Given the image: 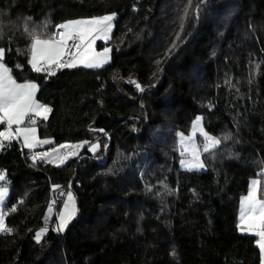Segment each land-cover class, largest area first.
<instances>
[{"label":"trees","instance_id":"16d2710c","mask_svg":"<svg viewBox=\"0 0 264 264\" xmlns=\"http://www.w3.org/2000/svg\"><path fill=\"white\" fill-rule=\"evenodd\" d=\"M188 4L0 0L4 63L17 81L37 82L36 99L51 109L38 135L98 145L55 166L33 160L44 148L3 141L13 232L0 235V264H260L256 235L238 230V209L252 178L264 197V0H191L181 28ZM113 12L110 39L94 46H110L105 65L49 75L28 64L25 18L48 38L58 24ZM197 115L222 141L202 154L203 171L180 167L175 140ZM67 189L77 215L64 232L54 218L37 243L47 205Z\"/></svg>","mask_w":264,"mask_h":264},{"label":"snow or ice","instance_id":"6c2138e0","mask_svg":"<svg viewBox=\"0 0 264 264\" xmlns=\"http://www.w3.org/2000/svg\"><path fill=\"white\" fill-rule=\"evenodd\" d=\"M191 7V0L185 7L184 16L181 17V28H183V20L189 13ZM199 6H197V9ZM117 14L115 12L96 16L90 19L71 20L65 23L56 25L58 33H53L49 38L43 39L40 35L39 28H33L31 26V17L25 18V31L31 36V48L30 58L28 64L35 72L45 71L49 75H53V69L57 68H75L78 64H82L86 68H99L107 62V55L109 49L105 48L100 56H96L92 50V44L97 39H107L109 33L112 30V21ZM46 28V24L41 26ZM58 35V39H57ZM180 34L177 33V39H180ZM79 40V44H76V54L72 56L70 60L65 62V47L68 41ZM172 46H176V41L172 42ZM171 53V49L167 54ZM5 49L0 48V123L6 124L7 127L0 131V147H3V141L11 140L13 136L23 137L25 147L32 148L37 141L36 128L21 127L26 122V118L30 115L40 116L47 119V114L51 109L44 104H41L36 99V93L39 85L34 81H25L18 83L12 76V70L4 63ZM160 61H157L159 64ZM22 70V66H18ZM138 89L143 91L139 84L136 85ZM202 117L197 115L192 121L193 129H199L206 141L204 146V152L214 151L222 143L221 139L209 135L204 132L201 127ZM35 123V121H32ZM13 126H15L13 132ZM102 131V130H101ZM177 136L180 137V143L184 147V151H191L192 161H181L182 166L188 168H203L204 164L201 160L200 151L198 148H191L193 143L192 137H184V134L177 132ZM225 140L230 139V135L226 134ZM42 143H49L48 140L42 141ZM86 143V142H85ZM75 145L73 147H79ZM67 147L61 145L60 148ZM98 145L93 144L89 149L95 152ZM75 152L61 153L56 148L50 150V152L37 153L33 157L35 161L38 157L45 159L48 162L53 160L59 161L61 164L68 158L69 155H74ZM183 154V153H182ZM6 182L5 172H0V184ZM258 181H252L250 190L246 198H242L241 201V216L240 220L244 225H238L241 231H255V235L259 237L257 245L260 248L262 254V264H264V200L258 198ZM54 188H58L59 185H54ZM9 192V188L0 186V206L5 202V198ZM22 202V201H21ZM16 205H13L11 211H16ZM51 211V206L49 208ZM77 207L72 193L69 191L68 199L65 201L64 210L61 211L57 217L58 224L54 229L57 232H63L69 225V222L77 215ZM7 213L0 210V232L12 233L13 229L8 228L5 225V217ZM47 231L46 228H41L36 232L34 239L37 243L40 242L42 235ZM175 255V252L172 253Z\"/></svg>","mask_w":264,"mask_h":264},{"label":"rangeland","instance_id":"374dc122","mask_svg":"<svg viewBox=\"0 0 264 264\" xmlns=\"http://www.w3.org/2000/svg\"><path fill=\"white\" fill-rule=\"evenodd\" d=\"M196 8H194V11L193 12H196ZM108 14H111V13H108ZM108 14H103V15H108ZM103 15H99V16H103ZM93 17H96V16H93ZM90 18H92V17H86V18H77V19H72V20H81V19H90ZM69 21H71V20H69ZM65 23V22H64ZM105 48H108V49H110V46H108V45H105V46H103L102 48H100V49H94L95 50V54H99V53H101L102 51H104V49ZM125 48H127V46L126 47H123L122 46V43L121 44H119V45H117L116 46V50H118V51H120V50H123V49H125ZM120 81V82H119ZM118 82L119 83H123V80L121 79V78H118ZM38 101V100H37ZM39 103H41V104H44V105H47V104H45V103H43V102H40V101H38ZM48 106V105H47ZM49 107V106H48ZM50 108V107H49ZM48 115H49V113L47 114V117H48ZM199 116H201V115H199ZM37 118H39L38 120H45L43 117H40V116H36ZM202 117V116H201ZM196 118V117H195ZM194 118V119H195ZM193 119V120H194ZM3 123H0V125H2ZM4 126H5V128L7 127V125L6 124H3ZM21 127H26V128H31V127H34V128H36V137H37V141H40V143L42 142V141H44V140H47V139H52V138H50V137H40L39 135H38V124L37 123H34V124H26V123H24V124H22L21 125ZM201 127L203 128V130H204V132H206V133H208L209 135H211L209 132H207L206 131V129L204 128V126H203V118H202V120H201ZM14 129H15V126H13V132H14ZM180 132V131H179ZM181 133H183V132H181ZM184 134V137L185 138H187V137H192L193 138V143L190 145V147L191 148H198L199 149V151H200V156H201V160H202V162H203V164H204V167L203 168H196V167H193V168H188V167H184V166H182V164H181V161L182 160H184V161H186V162H188V161H192L193 160V156H192V153H191V151H188V152H185L184 151V147L181 145V143H180V137H178L177 136V133H176V136H175V140H176V144H177V147H178V149H179V152H180V158H179V164H180V167L181 168H183V169H187V170H195V171H203V170H205L206 169V166H205V163H204V161H203V159H202V154L203 153H205L204 152V146H205V143H206V141H205V139H204V136H203V133L199 130V129H193V125H192V123H191V126H190V130H189V132L188 133H183ZM211 136H213V135H211ZM13 138H15V139H17L19 142H20V144L22 145V147H24L26 150H35V149H37L38 147V143H36L35 145H34V147L35 148H27V147H25V145H24V140H23V137L22 136H20V137H17V136H13ZM52 142H53V140H52ZM42 144V143H41ZM93 144H96L97 145V143L95 142V141H88V142H67V143H60V144H52V145H46L45 143H43V145H40V147H43L44 149L43 150H41V152L40 153H43V152H50V150L51 149H53V148H56L59 152H61V153H70V152H75V154L74 155H69L68 156V158L64 161V163H60L59 161H57V160H53L52 162H48V161H46L45 159H44V161L45 162H48V163H50V164H52V165H55V166H63L64 164H66L70 159H72V158H75V157H78L79 156V154L81 153V151L83 150V148L84 147H86L88 150L92 147V145ZM61 145H66L67 147H64V148H60V146ZM75 145H80L79 147H73V146H75ZM98 148V147H97ZM97 148H96V150H97ZM90 151V150H89ZM90 152H92L93 153V151H90ZM183 153V154H182ZM0 172H3L2 170H0ZM251 180V179H250ZM253 181H257V180H253ZM250 185H251V183L248 185V188H249V190H250ZM0 186H5V187H8L7 186V184H5V183H3V184H0ZM9 188V187H8ZM54 188V187H53ZM57 188H54V190H56ZM69 191L72 193V196H73V198H74V200H75V203H76V207H77V202H76V198H75V196H74V194H73V192L71 191V190H69V189H67V190H62V191H60V192H58V196H60L61 197V200L59 201V202H56L55 200L53 201L54 203H55V205L57 206V208L55 207V208H51V211H49V210H47L46 212H45V214H44V216H43V218H42V222H43V224H42V226L41 227H39V228H37L36 230H35V232H34V236H33V239H34V237H35V234H36V232L37 231H39L41 228H46L47 229V231H48V229H49V226L52 224V222H53V219L55 218V220H54V228H56V226H57V224H58V220H57V217L60 215V213H61V211H63L64 210V205H65V201H67V199H68V193H69ZM248 192L249 191H247V195H248ZM8 196H9V192H8V194H7V196H6V198H5V202H6V200L8 199ZM5 202H4V204H5ZM240 203V202H239ZM4 204L2 205V206H0V210H2L3 211V207H4ZM238 225H241V227H243L244 225L242 224V222H241V220H240V216H241V208H240V210L238 209ZM73 220V219H72ZM71 222V221H70ZM70 222H69V224H70ZM69 226V225H68ZM67 226V227H68ZM67 227L65 228V230L67 229ZM64 230V231H65ZM238 230H239V232H241V233H249V234H253V235H255V231L254 230H252V231H241L239 228H238ZM47 231L42 235V237H41V240H42V238H43V236L47 233ZM63 231V232H64ZM256 241L257 240H259V237L256 235ZM40 240V241H41ZM34 241H36L35 239H34ZM37 242V241H36ZM260 249V248H259ZM260 264H262V254H261V251H260Z\"/></svg>","mask_w":264,"mask_h":264},{"label":"built area","instance_id":"2783aa9c","mask_svg":"<svg viewBox=\"0 0 264 264\" xmlns=\"http://www.w3.org/2000/svg\"><path fill=\"white\" fill-rule=\"evenodd\" d=\"M58 31H62V30H57L56 26L54 27L53 33H58ZM58 35H57V39H58ZM79 40L76 41H68L67 45L65 47V57L64 60L65 62H67L68 60H70L72 58V56H74L76 54V44H79ZM56 69H53V71H55ZM40 73H48L45 71H41ZM38 118L35 115H30L28 118H26V124H34L32 121H35V123L37 122ZM31 156V154H30ZM55 208V203L53 202V200L47 205L46 207V211L49 210V208ZM6 234V232H0V235Z\"/></svg>","mask_w":264,"mask_h":264},{"label":"crops","instance_id":"0c3cea01","mask_svg":"<svg viewBox=\"0 0 264 264\" xmlns=\"http://www.w3.org/2000/svg\"><path fill=\"white\" fill-rule=\"evenodd\" d=\"M53 34V33H52ZM110 35H111V32L109 33V36H108V38L107 39H100V38H97L94 42H93V44H92V50H93V53L95 54V44L97 43V42H103V43H106L109 39H110ZM49 38V37H48ZM43 39H47V38H43ZM32 43V42H31ZM31 43H30V46H29V52H28V60H29V58H30V55H31V52H30V48H31ZM110 50V49H109ZM103 53V51L101 52V53H99V54H95L96 56H100L101 54ZM110 60V51H109V53H108V55H107V62ZM106 62V63H107ZM106 63H104L103 65H105ZM80 66H83L82 64H78L76 67H80ZM16 80V79H15ZM17 81V80H16ZM18 83H23V82H25V81H17ZM39 119V118H38ZM48 141H49V143H47L46 145H52L53 144V142H52V139L50 140V139H47ZM42 143V142H41ZM40 142L37 144L38 146V148L37 149H40V148H42L43 149V147H40V145H43V143L41 144ZM24 148V147H23ZM28 148V147H27ZM33 148H35L34 146H33ZM25 149V148H24ZM253 180H257L258 181V198L259 199H261V200H264V197H261L260 196V193H259V184H260V181H259V179L258 178H252L250 181H249V184L253 181ZM247 191H249V188L247 189ZM247 197V192L244 194V195H242L241 196V198H240V203H239V210H240V208H241V201H242V198H246ZM239 215V214H238ZM256 244H257V241H256ZM258 246V245H257ZM259 248V247H258ZM260 250V249H259Z\"/></svg>","mask_w":264,"mask_h":264},{"label":"water","instance_id":"95a60500","mask_svg":"<svg viewBox=\"0 0 264 264\" xmlns=\"http://www.w3.org/2000/svg\"><path fill=\"white\" fill-rule=\"evenodd\" d=\"M168 60H169V58L167 59V61H168ZM167 61H166V62H167ZM138 90L141 91L140 89H138Z\"/></svg>","mask_w":264,"mask_h":264}]
</instances>
